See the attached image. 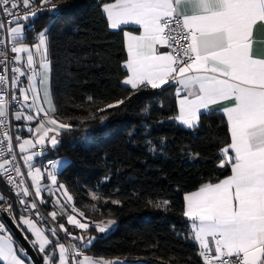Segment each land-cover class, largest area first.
Listing matches in <instances>:
<instances>
[{
  "label": "snow or ice",
  "instance_id": "snow-or-ice-1",
  "mask_svg": "<svg viewBox=\"0 0 264 264\" xmlns=\"http://www.w3.org/2000/svg\"><path fill=\"white\" fill-rule=\"evenodd\" d=\"M64 11L54 0H0V15L6 18L0 19V46H4L0 52V176L6 178L19 204L35 219L13 215L15 209L3 195L0 211L26 226L34 237L29 243L41 254L42 264H122L119 259L93 258L76 244L61 242L59 232H64L73 241L92 246L98 237L87 235L89 228L106 234L116 221L82 222L77 216L87 218L75 207L66 186L58 183L55 171L46 173L53 191L42 187L45 174L33 163L47 144L55 148L61 130L71 125L55 118L48 89L50 29H41L34 37L26 34L30 25L34 29L39 13ZM102 11L112 29L135 25L141 30L139 35L124 32L127 60L123 85L134 91H167L178 85L179 114L174 119L188 129L198 128L202 117L212 114L211 106L232 102L223 108L230 142L221 149L224 159L219 163L220 168L230 167L231 174L184 195L183 216L191 222V239L198 244L202 264H264V55L256 51L254 38L257 26H264V0H113L103 3ZM161 48L167 51L161 52ZM21 77L26 78L27 87L21 86ZM124 102L117 100L98 111L106 112ZM13 103L21 104L29 113L17 112L15 120L35 121L28 129L32 138L13 137L9 132ZM37 148L39 151H33ZM18 159L28 169L30 186ZM59 165L60 161L50 162L53 170ZM45 191L55 197L67 224L82 230L80 235H73L64 223L47 226V218L37 205V201L49 202L42 196ZM92 199L100 197L93 193ZM168 204L164 200L155 206L166 209ZM49 215L53 222L57 220V211ZM5 228L0 222V232ZM27 256L23 246L14 248L11 236L0 235V260L5 264H36Z\"/></svg>",
  "mask_w": 264,
  "mask_h": 264
},
{
  "label": "trees",
  "instance_id": "trees-1",
  "mask_svg": "<svg viewBox=\"0 0 264 264\" xmlns=\"http://www.w3.org/2000/svg\"><path fill=\"white\" fill-rule=\"evenodd\" d=\"M54 2L65 11L40 13L26 34L50 29L55 115L71 125L44 158L67 159L57 180L86 221H116L106 234L89 228L98 239L82 248L84 254L126 264H202L182 216L184 195L229 175L228 167H219L221 149L229 143L224 119L212 113L198 128L185 129L173 122V86L134 91L121 83L127 59L123 30L109 29L101 10L113 0ZM121 99L119 107L98 111ZM0 193L6 195L1 183ZM93 193L100 199L93 200ZM164 200L166 209L155 206ZM13 207V215L21 214Z\"/></svg>",
  "mask_w": 264,
  "mask_h": 264
},
{
  "label": "crops",
  "instance_id": "crops-1",
  "mask_svg": "<svg viewBox=\"0 0 264 264\" xmlns=\"http://www.w3.org/2000/svg\"><path fill=\"white\" fill-rule=\"evenodd\" d=\"M110 3H111V2H110ZM101 10H102V7H101ZM102 13H103V11H102ZM103 15L105 16V19H106V14L103 13ZM106 21H107V19H106ZM107 24H108L109 29H111L112 31L123 30L124 46H125V52H126V57H127V48H126V42H125L124 32H125V31H131L134 35H139L141 30L138 28V26H135V25H122L120 29H112V28H110L108 21H107ZM254 38H255V41H256V44H255V49H256V51H257L259 54L264 55V26H257V28H256V30H255V32H254ZM160 51H161V52H164V51H167V49L161 48ZM126 60H127V59H126ZM127 87H129V86H127ZM177 87H179V86H178V85H173V88H174V95H175V91H176V88H177ZM129 88H130V87H129ZM51 97H52V96H51ZM175 101H176V109H177V115H178V114H179V105H178V98L176 97V95H175ZM225 106H228V107L232 106V102H230V101H221V102H219L218 104L211 106V108H212V113H214V114H218L219 116H221V117L224 119V121H225V123H226V126H227L226 117L223 116V108H224ZM20 112H23V107H22V109H21ZM55 118H57L59 121H62V120L59 119L56 115H55ZM17 122L19 123L20 128H21V131H22V133H23V136H24L23 139H30V138H32V134H31V133H27V132L24 131L23 128H22V125H23V124H22V123H23V119L18 120ZM62 122H64V121H62ZM173 122H175L176 124H178L179 126L185 128V129H188V128H186L185 126L181 125V124H180L177 120H175L174 118H173ZM64 123H65V122H64ZM31 125H32V127H34V126H35V121L32 122ZM227 130H228V128H227ZM64 131H65V130H61V133L64 132ZM228 133H229V132H228ZM58 139H59V137H58ZM229 142H230V134H229ZM51 149H53V147H52L50 144H47V146L45 147V149H44V151H43V155L36 156L35 159H34V161H40L42 158L45 157V155H46ZM17 150H18V152H19L18 147H17ZM33 151H39V148H37V149H35V150H33ZM221 154H222V153H221ZM223 159H224V157H223ZM34 161H33V162H34ZM53 161H60V165H59L55 170H53V169L51 168V169H52L51 171H55V174L58 175V174L60 173V171H61V170L65 167V165L67 164V159H66V158H59V159H55V160H53ZM21 162H22V164H23V166H24L23 160H21ZM24 168H25V170H26V172H27V171H28L27 167L24 166ZM228 168H229V171H230V172H229V175H230V174H231V170H230V167H228ZM229 175H228V176H229ZM225 178H227V176L224 177L223 179H225ZM221 180H222V179H221ZM44 182L47 183L48 186L51 184L50 180H44ZM58 183H59V182H58ZM26 184L29 185V186L31 185V182H30L29 178H27ZM51 188H52L53 191L55 190L53 186H52ZM196 190H198V189H196ZM196 190H195V191H196ZM30 191H33V192H34V189H31V188H30ZM192 192H193V191H192ZM187 194H188V193H187ZM185 195H186V194H185ZM29 197H31V198L33 199L32 196H29ZM29 197H28V198H29ZM43 197H45L49 202H48V203H45V204H40V202L37 201V205H38V210H39V212L41 213L42 216H44V217L47 218V226H52V225L58 226V224H59V223H58V220L63 218L62 215L59 214V212H57V213H58L57 220H56L55 222H53L52 219L50 218V215H49V212L52 211V208H53V198H52V196L49 194V192H47V191L44 192ZM39 205H45V206H46V208H45V213H44V214H42V212H41L42 210H40ZM184 206H185V202H184V205H183V210H184ZM49 209H50V210H49ZM68 212L71 213V211H68ZM20 215H21V214H18V215H16V216L19 217ZM182 216H183V214H182ZM77 217H79V216H77ZM11 218L13 219V217H11ZM34 218H35V217H34ZM79 218H81V217H79ZM81 219H83V218H81ZM183 219H185V220L187 221V223H188L189 230H190V238H191V233H192V230H191V222L188 221V220L186 219V217H184V216H183ZM13 221L15 222V224L17 225V227L19 228V230L21 231V233H22L24 236H25V235L28 236V242H29L30 240H34V237H32L31 233L27 232L26 226H24V225H22V224H18V223H17V220H14V219H13ZM0 222H2L1 219H0ZM2 223H3V222H2ZM5 226H6V225H5ZM42 226H44V225H42ZM44 227H46V226H44ZM61 233H62V235L59 234V236L62 238V239H61V242H62V243H65L66 246H70V245H72V244H76L80 249H82L83 247H86V246H84L83 244H81L79 240L73 241V240L71 239V237L66 236L65 233H63V232H61ZM0 235L11 236V237H12V240H13L14 248L18 247V246H17V243H16V241H15V239H14V237L12 236L11 232L9 231V229H8L7 227L5 228V230H4L3 232H0ZM46 235H49V238H50V239H54V238H52V237L50 236V234L47 233V232H46ZM191 240H192V239H191ZM192 242H193V243L197 246V248H198V244H197L194 240H192ZM30 245H31V244H30ZM198 251H199V248H198ZM37 252H38V251H37ZM39 254H40V253H39ZM40 255H41V254H40ZM91 257H92V256H91ZM81 258H82V257H81ZM93 258H96V257H93ZM26 259L30 262V260L28 259V257H26ZM96 259H99V258H96ZM116 259H118V258H116ZM116 259H111V260H116ZM119 261L122 262V264H126V263H127V262H126V259H119ZM0 263H1V264H5V262L2 261V260H0Z\"/></svg>",
  "mask_w": 264,
  "mask_h": 264
},
{
  "label": "built area",
  "instance_id": "built-area-1",
  "mask_svg": "<svg viewBox=\"0 0 264 264\" xmlns=\"http://www.w3.org/2000/svg\"><path fill=\"white\" fill-rule=\"evenodd\" d=\"M41 13H49V12H41ZM40 14V13H39ZM38 14V15H39ZM0 19H6L5 17H3V15H0ZM4 51V46H0V52ZM9 55H13L14 54H11L10 51L8 52ZM25 71H27V69H23ZM21 81H23V83H25L26 87H27V80L26 78L24 77H21L20 78ZM31 94V93H30ZM22 109V106L21 104H17V103H13L10 108H9V116H8V130L9 132L13 135V137H15L16 135H19L22 139L24 138L23 136V133L21 131V128H20V125L19 123L17 122V120H15V114L17 112H20ZM13 144H14V151L17 153L18 157H19V152L17 150V146H16V141L15 139H13ZM2 147V146H0ZM54 159L50 158V157H47V158H42L40 161H34L33 163L35 164L36 167H39L41 168L42 172L45 174V180H48L46 178V173L48 171H51V167H50V162H52ZM18 162L20 163L21 165V168H22V171L25 173V179L27 181V176H26V170L21 162V160L18 159ZM0 183L5 191V194L6 195H3L0 193V195H3L5 197V200L8 202V203H11L13 206L15 205L17 207V209L20 211L21 214L23 215H26V216H31V217H35L33 213L31 212H26L24 207L21 206L19 204V201L16 197V194L15 192L11 189L10 185L8 184L6 178H4L3 176H0ZM29 200V198H27ZM4 203V201H0V205H2ZM40 207V210H42V214L45 213V208L46 206L45 205H39ZM1 213H6L7 215H9L8 212H5V211H0V214ZM11 216V215H9ZM60 235H62L61 232H59ZM202 259V258H201Z\"/></svg>",
  "mask_w": 264,
  "mask_h": 264
},
{
  "label": "rangeland",
  "instance_id": "rangeland-1",
  "mask_svg": "<svg viewBox=\"0 0 264 264\" xmlns=\"http://www.w3.org/2000/svg\"><path fill=\"white\" fill-rule=\"evenodd\" d=\"M37 67H38V65H37ZM48 77H49V79H48V89H49V93H50V98H51L52 104L54 105L53 99H52V97H51V89H50V64H49ZM37 84L39 85V78L37 79ZM21 86L26 87L25 83H22ZM29 95H31V94L29 93ZM42 95H43V93H42V91H41V96H42ZM46 106H47V105H45V107H46ZM54 106H55V105H54ZM23 113H24L25 115L29 114V113H28V110H27L26 108H23ZM17 121H18V120H17ZM33 122H34V121H33ZM22 124H23V125H22L23 130L26 131L27 133H30V132L28 131V129H29L30 127H32V125H31L32 122H29V121L23 119V123H22ZM51 170H52V169H51ZM29 180H30V179H29ZM44 180H45V179H42V181H41V185H42V187H49V188H51V187H52L51 184L48 186L47 183L44 182ZM30 182H31V180H30ZM43 194H44V192H42V196H43ZM52 198H53V208H52V211H57V212H59V214L62 215V217H63V218H62L63 222H61V223H64L65 226H66L67 228L71 227V229L74 230V232H76V233H73V235H80L82 230H80V229H76L74 226H72V225H68V224H67V216H66V214H63L61 208H60L59 206L55 205V203H54V201H55V197L52 196ZM31 200H32V198L29 197V201H31ZM67 211H71L70 208H68ZM68 213L71 214L70 212H68ZM21 215H23V214H21ZM23 216H25L26 218H32V219H35V218L31 217V216H26V215H23ZM50 218H51V216H50ZM77 218H78V219H81V218H79V217H77ZM107 220H109V219H105L104 221H107ZM82 222H87V221L84 220V219H82ZM115 226H116V224H115V225H112V226H111V230L114 229ZM108 232H109V231H108ZM108 232H107V233H108ZM63 233H64V232H63ZM96 233H97V234H102V233H99V232H96ZM45 234H46V233H45ZM87 235H91V234L88 232ZM16 243H17V242H16ZM17 246L19 247L20 245L17 243ZM84 246H85V245H84Z\"/></svg>",
  "mask_w": 264,
  "mask_h": 264
},
{
  "label": "water",
  "instance_id": "water-1",
  "mask_svg": "<svg viewBox=\"0 0 264 264\" xmlns=\"http://www.w3.org/2000/svg\"><path fill=\"white\" fill-rule=\"evenodd\" d=\"M1 221L6 225V227L11 232L14 239L18 242L20 246H23V248L28 253V259L30 262L32 260L36 261V264H42V256L35 251V249L32 248L28 240L25 239V236L21 233L11 216L7 215L6 213L0 214Z\"/></svg>",
  "mask_w": 264,
  "mask_h": 264
}]
</instances>
